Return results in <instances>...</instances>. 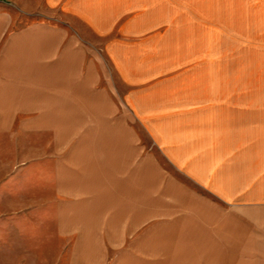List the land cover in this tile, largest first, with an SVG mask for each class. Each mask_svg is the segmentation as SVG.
Returning a JSON list of instances; mask_svg holds the SVG:
<instances>
[{
  "label": "crops",
  "instance_id": "crops-1",
  "mask_svg": "<svg viewBox=\"0 0 264 264\" xmlns=\"http://www.w3.org/2000/svg\"><path fill=\"white\" fill-rule=\"evenodd\" d=\"M41 4L47 16L12 38L0 89H44L54 120L57 219L84 252L116 254V264H134L125 255L138 253L151 255L141 264H206L198 255L231 246L238 235L206 232L205 202L193 199L184 214L192 193L172 174L225 205L264 210V94L216 89L203 53L173 22L184 0ZM68 148L76 177L66 188L57 156ZM258 188L261 199L253 202ZM177 192L186 198H174ZM174 204L185 229L167 225Z\"/></svg>",
  "mask_w": 264,
  "mask_h": 264
},
{
  "label": "rangeland",
  "instance_id": "rangeland-1",
  "mask_svg": "<svg viewBox=\"0 0 264 264\" xmlns=\"http://www.w3.org/2000/svg\"><path fill=\"white\" fill-rule=\"evenodd\" d=\"M184 1L185 7L174 9L173 22L179 26L181 35L190 39L193 50L203 53L206 73L216 75V89H253L264 94V0ZM46 16L41 0H0V84L13 36ZM60 20L56 17L52 22ZM76 25L74 30L79 27ZM108 79L111 82L110 76ZM43 91L0 89V264H116V254L104 259L102 255L84 252V248L77 246L78 240L64 230L67 222L57 219L53 205L54 120L51 105L41 100ZM26 92L29 100L23 94ZM76 127L77 133L85 129ZM59 144L63 149L69 144L75 146V142ZM57 161L62 186L64 182L68 188L70 177H76L69 168V148L62 158L57 156ZM172 176L192 193L184 199L187 202L184 214L190 212L193 199L205 202L200 206L207 214L202 223L204 230L213 233L233 229L238 235L237 240L231 238V246L216 245V252L198 255L199 259L203 256L206 264H264V247L260 245L264 210L260 206L225 205L181 180L179 175ZM161 192L167 196L166 190ZM261 192L258 188L251 201L259 202ZM173 196L186 198L179 192ZM173 208V216L168 218L172 220L167 225L185 229L187 223L180 220V207L174 204ZM156 224L158 229H164L165 219ZM206 249L215 250L213 246ZM150 256L126 254L125 261L141 264L148 262Z\"/></svg>",
  "mask_w": 264,
  "mask_h": 264
}]
</instances>
